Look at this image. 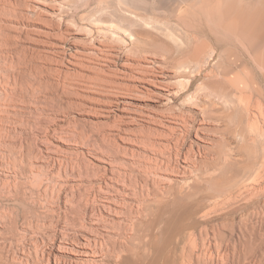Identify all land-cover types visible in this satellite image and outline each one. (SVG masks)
I'll return each instance as SVG.
<instances>
[{
    "label": "rangeland",
    "instance_id": "1",
    "mask_svg": "<svg viewBox=\"0 0 264 264\" xmlns=\"http://www.w3.org/2000/svg\"><path fill=\"white\" fill-rule=\"evenodd\" d=\"M161 1L0 0V264H264V0Z\"/></svg>",
    "mask_w": 264,
    "mask_h": 264
},
{
    "label": "bare ground",
    "instance_id": "2",
    "mask_svg": "<svg viewBox=\"0 0 264 264\" xmlns=\"http://www.w3.org/2000/svg\"><path fill=\"white\" fill-rule=\"evenodd\" d=\"M117 1V0H116ZM120 2H121V4H123L124 6H126V7H128V8H130V9H132V10H135V11H140V12H142L139 16H144V17H146V15H148V16H157V15H155V14H157L158 13V11H161L160 9L159 10H157L155 7L157 6H151L150 5V2H149V4H148V0L146 1V0H119ZM146 1V2H145ZM158 1V0H157ZM163 2L165 1V0H162ZM161 1V2H162ZM203 1V0H202ZM180 2V1H179ZM183 2H185V1H183ZM187 2V1H186ZM118 3V2H117ZM155 3H157V2H155ZM166 3H168L167 1H166ZM181 3V2H180ZM162 4V3H161ZM196 4V3H195ZM153 5V4H152ZM173 6V5H172ZM179 8V7H178ZM167 10V9H166ZM173 10V9H172ZM170 11V10H169ZM162 12H164V11H162ZM133 13V12H132ZM160 13V12H159ZM159 13H158V16H160V18L162 17L161 15H159ZM170 13V12H169ZM197 13V12H196ZM161 14V13H160ZM164 15L163 16H166L165 15V13H163ZM166 14H167V16H168V12L166 11ZM176 14V13H175ZM129 15H130V13H129ZM173 15V14H172ZM126 16H128V15H126ZM157 16V17H158ZM169 16H170V14H169ZM129 17V16H128ZM127 17V18H128ZM176 17V16H175ZM132 18V17H131ZM159 18V17H158ZM167 18V17H166ZM165 18V19H166ZM170 18V17H169ZM138 19H139V17H138ZM150 19V18H149ZM149 19H147V21L149 20ZM162 19H163V17H162ZM168 19V18H167ZM135 20V21H134ZM152 20V19H151ZM155 20H156V18H155ZM169 20H171V19H169ZM173 20V19H172ZM98 21V20H97ZM133 23H135V22H137L136 21V18H132V20H131ZM143 21V20H142ZM157 21V20H156ZM100 22V21H99ZM159 22H161V20L159 21ZM143 23H145V22H143ZM121 24V23H120ZM141 25V24H140ZM143 25V24H142ZM148 25V24H147ZM156 25V24H155ZM163 25V24H162ZM179 25V24H178ZM119 26V25H118ZM150 26H151V24H150ZM158 26V25H157ZM164 26V25H163ZM152 27H154L153 25H152ZM162 27V26H161ZM171 27V26H170ZM119 28L121 29V27L119 26ZM151 28V27H150ZM157 28V27H156ZM171 28H173L174 29V27H171ZM170 28V29H171ZM177 28V27H176ZM123 29V28H122ZM127 30H128V28H126ZM126 29H125V31H126ZM147 29V28H146ZM153 29V28H152ZM159 29V28H158ZM162 30H163V28H161ZM165 29V28H164ZM178 30V29H177ZM123 31H124V29H123ZM129 31V30H128ZM127 31V32H128ZM166 31V30H165ZM171 31V30H170ZM173 31V30H172ZM175 31V30H174ZM176 32V31H175ZM193 34V33H192ZM130 36H131V33H130ZM190 36H192V35H190ZM194 36V35H193ZM192 36V37H193ZM194 38V37H193ZM190 41H192V40H190ZM195 41V40H194ZM189 45H190V43H189ZM188 50V49H187ZM186 52V51H185ZM187 52H189V51H187ZM240 56V55H239ZM201 57H203V56H201ZM204 58V57H203ZM202 58V59H203ZM189 61V60H188ZM214 61V60H213ZM216 62V61H215ZM253 62V61H252ZM200 63H202V62H200ZM215 64V63H214ZM214 66V65H213ZM229 66V65H228ZM211 71V70H210ZM218 74V73H217ZM241 75V74H240ZM215 76V75H214ZM220 79V78H219ZM205 82H207V81H205ZM208 82H210V81H208ZM211 83H213V81L211 82ZM208 84V83H207ZM203 86L204 85H206V84H202ZM207 86V85H206ZM211 86H213V84L211 85ZM209 87V86H208ZM205 88V86L203 87V89ZM218 89V88H217ZM205 90V89H204ZM203 90V91H204ZM202 91V90H201ZM207 89H206V93H207ZM211 91V90H210ZM221 91V90H220ZM226 92V91H225ZM224 92V93H225ZM251 92V91H250ZM205 93V94H206ZM209 93L210 92H208L207 94H206V96L207 95H209ZM215 94V93H214ZM211 95V94H210ZM224 95V94H223ZM251 95V94H250ZM211 96H213V95H211ZM226 96V95H225ZM244 96V95H243ZM209 97V96H208ZM213 97H215V96H213ZM196 98V97H195ZM218 98V97H217ZM216 98V99H217ZM222 98V97H221ZM231 99H232V97H231ZM223 100V99H222ZM226 100V99H225ZM232 101V100H231ZM208 102V101H207ZM212 102V101H211ZM213 102H214V100H213ZM224 102V101H223ZM217 103V102H216ZM216 103L214 102V105L213 104H210V103H207V104H210L209 106H211L212 107V109L213 108H215L214 110H216ZM226 105V104H225ZM215 106V107H214ZM218 106V105H217ZM230 106V105H229ZM252 107H254V106H252ZM205 109H208L207 107H205L204 108V110ZM243 109V108H242ZM204 110H203V112H204ZM211 109L209 108V110L208 111H210ZM213 110V111H214ZM227 110V109H226ZM213 111H211V112H213ZM203 114H206V115H204V119H209L210 117H212L211 115H210V113L209 112H207V110L205 111V113H203ZM215 114V113H214ZM216 116V115H215ZM215 116H214V119H215ZM203 117V116H202ZM217 117H218V115H217ZM220 118V117H219ZM203 119V120H204ZM210 119H212V118H210ZM216 120V119H215ZM218 120H220V119H218ZM182 128H183V130H181V136L180 137H178V138H176L175 139V147L177 148V149H173L174 151V153H172V154H174V157H176L173 161H177V156H179V153H181L183 150V144H184V142H185V138H187L186 136H188L191 132H192V130L191 129H189V128H187V127H185L184 125L182 126ZM255 135V134H254ZM248 139H250V138H248ZM172 142V141H171ZM174 144V143H173ZM175 147H173V148H175ZM182 148V149H181ZM218 150V149H217ZM213 151H215V150H213ZM212 151V152H213ZM186 152H188V151H186ZM189 153V152H188ZM215 153H216V151H215ZM215 153H214V159H216L215 158ZM183 155L185 156L184 157V160L186 159L187 160V156H189V154L187 155V153H183ZM182 154H181V156H183ZM213 155V154H212ZM227 155V154H226ZM170 156V155H169ZM172 156V155H171ZM182 158V157H181ZM188 158H190V157H188ZM170 160H171V157H170ZM180 160V159H179ZM169 161V160H168ZM215 161V160H214ZM211 162H213V160L211 161ZM169 163H170V161H169ZM215 163V162H214ZM163 164L164 165H166L164 162H163ZM168 164V163H167ZM171 165V164H170ZM206 165V164H205ZM208 165V164H207ZM209 166H210V163H209V165L208 166H206V167H208V169H210L209 168ZM201 168V167H200ZM214 168V167H213ZM205 170H207V169H205ZM200 171H201V169H200ZM250 173V172H249ZM248 178V177H247ZM246 179V178H245ZM196 182V181H195ZM195 184V183H194ZM194 184H193V186H194ZM192 186V187H193ZM151 201H154V200H151ZM205 209V208H204ZM201 219V218H200ZM140 222V219L139 220H137V222ZM142 221H143V218H142ZM137 223L138 224V226L140 225V223ZM136 223V222H135ZM146 223V222H145ZM142 224V223H141ZM134 226H136V225H134V223H133V228L134 229H136ZM140 226H142V225H140ZM138 228V227H137ZM138 230V232H139V229H137ZM133 232H135L134 230H133ZM137 232V233H138ZM136 235V234H135ZM137 236V235H136ZM140 237V236H139ZM143 238H144V236H143ZM142 238V239H143ZM141 241V240H140ZM140 243V242H139ZM145 243V242H144ZM146 244V243H145ZM147 245V244H146ZM151 254V253H150ZM124 255H128V253H126V254H124ZM125 259V258H124ZM120 260H121V258H120ZM119 262V261H118ZM121 262V261H120ZM120 264V263H119Z\"/></svg>",
    "mask_w": 264,
    "mask_h": 264
}]
</instances>
